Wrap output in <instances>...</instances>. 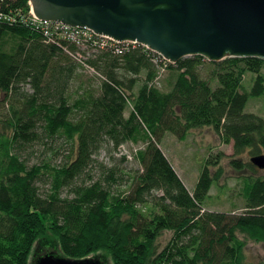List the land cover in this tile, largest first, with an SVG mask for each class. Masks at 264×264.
<instances>
[{
	"label": "trees",
	"instance_id": "obj_1",
	"mask_svg": "<svg viewBox=\"0 0 264 264\" xmlns=\"http://www.w3.org/2000/svg\"><path fill=\"white\" fill-rule=\"evenodd\" d=\"M31 12L30 0H0V264H29L51 233L72 260L102 252L115 264H245L248 240L264 244V176L237 157L264 155V117L247 111L264 96V60L169 64L142 45L84 48L34 25ZM81 66L98 74L97 88L75 89ZM205 127L233 146L234 170L252 174L243 177L241 214L205 205L225 175L222 153L189 192L161 149L166 133L186 141ZM126 143L143 145L140 169L125 165L129 155L99 163L102 150L113 160ZM37 147L43 160L30 165L23 156Z\"/></svg>",
	"mask_w": 264,
	"mask_h": 264
},
{
	"label": "water",
	"instance_id": "obj_2",
	"mask_svg": "<svg viewBox=\"0 0 264 264\" xmlns=\"http://www.w3.org/2000/svg\"><path fill=\"white\" fill-rule=\"evenodd\" d=\"M40 21L147 47L170 63L202 56L264 60V0H30ZM264 170V155L253 157ZM36 264H105L55 252Z\"/></svg>",
	"mask_w": 264,
	"mask_h": 264
},
{
	"label": "rangeland",
	"instance_id": "obj_3",
	"mask_svg": "<svg viewBox=\"0 0 264 264\" xmlns=\"http://www.w3.org/2000/svg\"><path fill=\"white\" fill-rule=\"evenodd\" d=\"M167 62L171 64L169 61ZM79 70L82 77L80 81H77V83L73 85L75 86V89H77V86H80V84L86 86L85 89L88 87L97 88L99 86V76H97L98 74L95 71L88 69L86 70L83 66H81ZM262 73H264V69L262 70ZM168 74V70H163L162 74L159 76L162 78V83L160 86L162 90H165V88L168 89ZM255 78V73H247L243 85L248 92H250L252 89ZM211 86L213 89H217L218 80L212 81ZM137 90L138 89L136 88V91ZM247 106V111L249 113L253 111V113L256 115L264 117V96H261V98L251 97V100ZM129 110L130 109L127 110V115L130 113ZM161 142V149L163 153L166 154L170 163H172L174 166L176 173L179 174L181 180L186 185L189 192L195 190L197 182L200 178L201 169L206 161L210 158L215 160L216 156L222 153L223 155H221L220 161L225 175L222 177L221 181L213 186L210 192L211 196L206 201L205 205H207L208 209L210 208V210L213 208L222 212L223 210H229V212L232 214H241L244 211L245 203H243V198H240L239 194L240 192H243L245 185V182H243V177L250 175L252 176V174L249 171L239 174L234 170V168L231 166V160L235 158L233 146L225 145L213 129L210 127H205L202 129L198 128L193 130L190 132L186 141H179L175 135L168 132ZM142 148V144L126 143L117 151L116 154H114L115 159L113 160H111L109 155H107L106 150H102L100 156L98 157V161L99 163H103L104 165L111 167L113 162L117 164L119 163L121 157H124V155H129L128 162L125 165L133 168L134 170L140 169V165L135 160V153ZM44 150L45 148L39 147H37L36 150H28L26 151L23 158L27 157V161L30 165H38L43 160L39 151L43 152ZM64 154L67 153L64 149H61L59 155L52 157V164L59 165V163H61L64 158ZM50 156H52L51 153ZM237 158L251 163L253 159H251L248 154ZM252 164L254 165V163ZM258 170H260V172L255 174L258 176H264V170L259 168ZM45 180L48 181L47 179ZM41 186L42 188L47 189L48 183H41ZM241 239H244V236H241ZM167 240L168 235L165 234L162 237V246L167 244ZM60 245L61 244H59L58 238L52 233L41 237V239L37 240L35 243L33 251L30 255L31 258L29 264H36V261L39 258L52 252L63 256L64 254L60 252ZM244 256L246 259L245 264H264V244L258 242L254 243L248 240L246 249L244 251ZM89 258H98L105 264H115L113 263L111 255L108 253L98 252L96 256Z\"/></svg>",
	"mask_w": 264,
	"mask_h": 264
},
{
	"label": "built area",
	"instance_id": "obj_4",
	"mask_svg": "<svg viewBox=\"0 0 264 264\" xmlns=\"http://www.w3.org/2000/svg\"><path fill=\"white\" fill-rule=\"evenodd\" d=\"M31 16L33 18L34 25L36 24L39 28L46 30L48 33H51L53 29H55L57 32H59L62 37H65L69 39L71 42H77L79 45H83L84 48L94 46L96 47L97 44L100 45V47L105 48L109 45H138L133 43H122V42H116L110 37L95 35L92 31L89 29H81L78 27H70L67 25H63L60 23L55 22H47V21H40L38 18L35 17L33 10L31 12ZM140 46V45H139ZM147 48V47H146Z\"/></svg>",
	"mask_w": 264,
	"mask_h": 264
}]
</instances>
